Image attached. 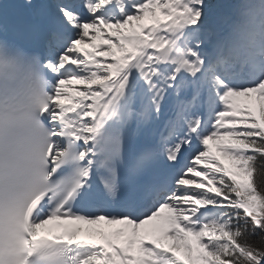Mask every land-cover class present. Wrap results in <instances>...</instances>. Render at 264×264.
Returning a JSON list of instances; mask_svg holds the SVG:
<instances>
[{
  "label": "snow or ice",
  "instance_id": "1",
  "mask_svg": "<svg viewBox=\"0 0 264 264\" xmlns=\"http://www.w3.org/2000/svg\"><path fill=\"white\" fill-rule=\"evenodd\" d=\"M0 264H264V0H0Z\"/></svg>",
  "mask_w": 264,
  "mask_h": 264
},
{
  "label": "bare ground",
  "instance_id": "2",
  "mask_svg": "<svg viewBox=\"0 0 264 264\" xmlns=\"http://www.w3.org/2000/svg\"><path fill=\"white\" fill-rule=\"evenodd\" d=\"M48 227H52L51 225H49ZM53 231H56L55 229H53ZM42 233H44V232H42ZM81 235L83 236L84 235V233H81Z\"/></svg>",
  "mask_w": 264,
  "mask_h": 264
},
{
  "label": "rangeland",
  "instance_id": "3",
  "mask_svg": "<svg viewBox=\"0 0 264 264\" xmlns=\"http://www.w3.org/2000/svg\"><path fill=\"white\" fill-rule=\"evenodd\" d=\"M225 163H229V162L225 161ZM83 227H86V226H83Z\"/></svg>",
  "mask_w": 264,
  "mask_h": 264
}]
</instances>
